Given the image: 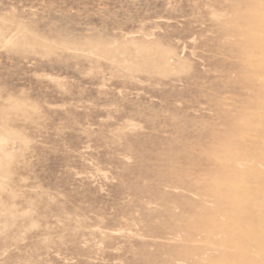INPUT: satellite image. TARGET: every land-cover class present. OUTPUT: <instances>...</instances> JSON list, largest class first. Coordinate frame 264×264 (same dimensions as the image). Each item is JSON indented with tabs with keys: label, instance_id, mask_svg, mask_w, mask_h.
<instances>
[{
	"label": "rangeland",
	"instance_id": "1",
	"mask_svg": "<svg viewBox=\"0 0 264 264\" xmlns=\"http://www.w3.org/2000/svg\"><path fill=\"white\" fill-rule=\"evenodd\" d=\"M0 264H264V0H0Z\"/></svg>",
	"mask_w": 264,
	"mask_h": 264
}]
</instances>
